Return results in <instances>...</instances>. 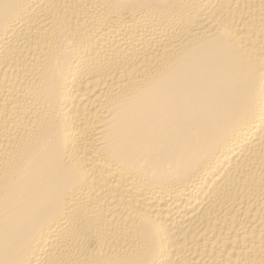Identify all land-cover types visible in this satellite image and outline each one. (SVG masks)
<instances>
[{"label":"bare ground","instance_id":"6f19581e","mask_svg":"<svg viewBox=\"0 0 264 264\" xmlns=\"http://www.w3.org/2000/svg\"><path fill=\"white\" fill-rule=\"evenodd\" d=\"M0 264H264V0H0Z\"/></svg>","mask_w":264,"mask_h":264}]
</instances>
